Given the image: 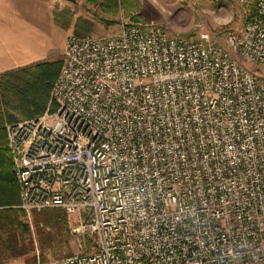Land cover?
Listing matches in <instances>:
<instances>
[{"label":"built area","instance_id":"obj_1","mask_svg":"<svg viewBox=\"0 0 264 264\" xmlns=\"http://www.w3.org/2000/svg\"><path fill=\"white\" fill-rule=\"evenodd\" d=\"M196 39L124 22L71 36L56 112L9 125L29 215L96 249L36 264H264V0Z\"/></svg>","mask_w":264,"mask_h":264},{"label":"trees","instance_id":"obj_2","mask_svg":"<svg viewBox=\"0 0 264 264\" xmlns=\"http://www.w3.org/2000/svg\"><path fill=\"white\" fill-rule=\"evenodd\" d=\"M74 29V36L79 38L91 37L93 30L90 22L80 20ZM61 68V63L44 62L0 77V264L36 251L32 229L25 223L28 215L18 208L20 191L13 173L7 128L57 111L52 91ZM33 218L40 248L57 259L72 257V233L66 211L48 209L34 212Z\"/></svg>","mask_w":264,"mask_h":264},{"label":"rangeland","instance_id":"obj_3","mask_svg":"<svg viewBox=\"0 0 264 264\" xmlns=\"http://www.w3.org/2000/svg\"><path fill=\"white\" fill-rule=\"evenodd\" d=\"M52 11L56 26L63 32L65 48L56 58L47 63H61L64 66V53L71 36L75 33L74 25L80 21L92 24L90 36L102 37L116 34L124 22L153 24L161 27L168 35L196 39L203 33L214 35L227 30L225 22L232 20L230 26L243 24L244 9L234 0H76V3L64 0H43ZM1 82V80H0ZM9 125V124H7ZM26 213V212H25ZM41 213V212H38ZM25 223L33 232L35 252L30 256L13 260L8 264H36L40 261L57 260L50 252H44L38 243L34 225V213L28 214ZM68 216L72 233L71 251L75 256L96 249L93 235L79 232L78 229L87 221V216ZM49 230V228L47 229Z\"/></svg>","mask_w":264,"mask_h":264},{"label":"crops","instance_id":"obj_4","mask_svg":"<svg viewBox=\"0 0 264 264\" xmlns=\"http://www.w3.org/2000/svg\"><path fill=\"white\" fill-rule=\"evenodd\" d=\"M52 8L43 0H0V77L63 52L65 35L56 26ZM19 191L22 210L20 185Z\"/></svg>","mask_w":264,"mask_h":264},{"label":"water","instance_id":"obj_5","mask_svg":"<svg viewBox=\"0 0 264 264\" xmlns=\"http://www.w3.org/2000/svg\"><path fill=\"white\" fill-rule=\"evenodd\" d=\"M64 1H68V2H72V3H76V0H64Z\"/></svg>","mask_w":264,"mask_h":264}]
</instances>
